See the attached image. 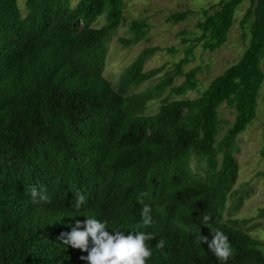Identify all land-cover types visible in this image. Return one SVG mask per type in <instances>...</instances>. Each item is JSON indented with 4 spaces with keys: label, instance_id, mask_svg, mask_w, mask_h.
Here are the masks:
<instances>
[{
    "label": "trees",
    "instance_id": "16d2710c",
    "mask_svg": "<svg viewBox=\"0 0 264 264\" xmlns=\"http://www.w3.org/2000/svg\"><path fill=\"white\" fill-rule=\"evenodd\" d=\"M244 2L220 0L204 9L194 45L221 48ZM249 3L242 57L187 98L202 69L184 72L189 57L137 90L165 69H145L160 47L143 49L116 84L105 77L124 0H80L75 7L70 0H26L25 14L18 0H0V264H88L81 258L88 253L62 238L87 215L106 220L110 231L150 233L147 264H264L261 241L224 219L240 174L237 139L257 118L264 84V0ZM190 15L174 13L168 21ZM102 17L106 22L94 26ZM148 29L134 20L131 37L119 42L138 44ZM156 100V112H147ZM223 104L234 108L235 119L218 139ZM80 193L85 201L76 211ZM144 204L151 205L148 224ZM204 214L210 222H201ZM211 227L229 238L226 261L198 239L211 238ZM160 239L163 247L156 246Z\"/></svg>",
    "mask_w": 264,
    "mask_h": 264
},
{
    "label": "rangeland",
    "instance_id": "374dc122",
    "mask_svg": "<svg viewBox=\"0 0 264 264\" xmlns=\"http://www.w3.org/2000/svg\"><path fill=\"white\" fill-rule=\"evenodd\" d=\"M79 1L70 0V6L75 7ZM219 1L124 0L125 19L121 28L113 34L108 42L109 58L104 72L105 77L116 84L123 68L133 62L143 49L160 47V50L147 61L145 69L162 66H165V69L153 82L146 83L138 87L137 90L142 91L155 84L164 78L166 73L172 71L175 64L181 59L189 57L190 62L184 67V72L198 67L202 69L197 72L198 89L189 92L186 97L199 96L215 77L239 61L249 42V34L246 32V28L241 26L242 18L250 4L249 0H245L236 14L228 41L221 48L209 52L203 49L201 44L194 45L193 40L198 35L196 23L204 17L203 10L210 11ZM25 3L26 0H18L23 14L26 12ZM186 11H191V15L186 20L179 23L168 21L170 15ZM134 20L148 22V35L138 44L124 46L119 42V38L128 39L131 37L129 27ZM105 22V18L102 17L94 26H102ZM186 39L190 42H185ZM262 69L264 71V59ZM184 79V76L178 77L175 85L181 84ZM159 102L160 100L152 102L147 112H156ZM219 118L220 135L218 139H221L234 122V108L223 104L219 109ZM237 146L238 151L235 156L240 165V174L234 187L235 195L230 197L227 202L224 219L227 223L237 221L238 227L261 241V249L264 252V215L261 216V212L264 210V176L259 175L264 171V84L259 98L257 118L240 134ZM240 197L243 202L239 208H236Z\"/></svg>",
    "mask_w": 264,
    "mask_h": 264
},
{
    "label": "clouds",
    "instance_id": "9594fccd",
    "mask_svg": "<svg viewBox=\"0 0 264 264\" xmlns=\"http://www.w3.org/2000/svg\"><path fill=\"white\" fill-rule=\"evenodd\" d=\"M41 199L47 200L48 197L41 194ZM84 201L85 196L80 193L75 196V203L71 207L79 211ZM141 215L145 224L150 223L151 205L144 204ZM85 217V220H76L71 230L62 234V238L64 245H71L87 252L88 255L81 258L88 264H147V258L152 255V249L146 244V240L151 238L150 233L113 228L110 231L106 220L94 215ZM210 220L211 216L204 214L201 222H210ZM211 228V238L202 236L198 239L202 243H207L212 252L226 261L232 253L229 238L220 228ZM164 244V239H160L156 246L163 247Z\"/></svg>",
    "mask_w": 264,
    "mask_h": 264
}]
</instances>
